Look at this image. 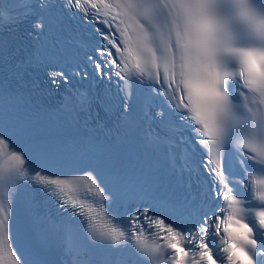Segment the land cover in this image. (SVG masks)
<instances>
[{
    "label": "snow or ice",
    "instance_id": "obj_1",
    "mask_svg": "<svg viewBox=\"0 0 264 264\" xmlns=\"http://www.w3.org/2000/svg\"><path fill=\"white\" fill-rule=\"evenodd\" d=\"M0 264H264V0H0Z\"/></svg>",
    "mask_w": 264,
    "mask_h": 264
}]
</instances>
